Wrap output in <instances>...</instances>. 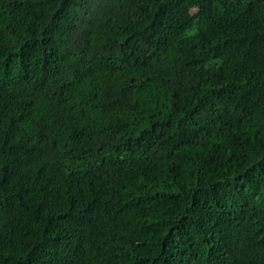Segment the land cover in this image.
<instances>
[{
    "label": "trees",
    "instance_id": "1",
    "mask_svg": "<svg viewBox=\"0 0 264 264\" xmlns=\"http://www.w3.org/2000/svg\"><path fill=\"white\" fill-rule=\"evenodd\" d=\"M0 264H264V0H0Z\"/></svg>",
    "mask_w": 264,
    "mask_h": 264
}]
</instances>
